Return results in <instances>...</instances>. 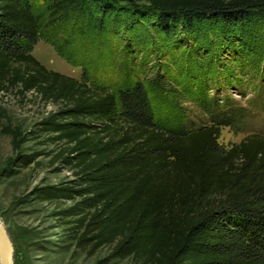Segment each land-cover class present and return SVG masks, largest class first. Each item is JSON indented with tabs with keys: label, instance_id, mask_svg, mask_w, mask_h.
<instances>
[{
	"label": "trees",
	"instance_id": "16d2710c",
	"mask_svg": "<svg viewBox=\"0 0 264 264\" xmlns=\"http://www.w3.org/2000/svg\"><path fill=\"white\" fill-rule=\"evenodd\" d=\"M63 6L88 10L103 27L149 26L171 46L196 42V51L217 61L229 53L242 64L256 54L255 43L264 46V0ZM39 34L30 0H0V92H32L56 108L41 131L69 146L60 160L75 170L77 187H46L39 195L80 199L70 211L87 212L77 221L80 243L108 246L113 259L133 264H264V134L248 132L228 147L218 141L223 128L245 133L252 113L228 95L201 103L202 118L177 107L157 111L139 81L116 91L90 87L32 56ZM4 132L19 149L18 132Z\"/></svg>",
	"mask_w": 264,
	"mask_h": 264
},
{
	"label": "rangeland",
	"instance_id": "374dc122",
	"mask_svg": "<svg viewBox=\"0 0 264 264\" xmlns=\"http://www.w3.org/2000/svg\"><path fill=\"white\" fill-rule=\"evenodd\" d=\"M61 1L30 0L40 32L31 54L47 70L106 91L139 81L157 111L177 107L192 117L203 118L204 101L228 95L247 108L253 120L245 133L221 129L219 143L228 147L248 132L264 134L263 106L248 104L264 103V46L255 43L256 54L242 64L229 53L217 61L196 51V42L171 46L146 25L103 27L88 10L59 7ZM0 108L5 113L0 121V222L12 264H133L131 259H113L108 246L91 250L80 243L83 230L77 221L87 212H70L79 198L49 200L39 195L46 187H77L75 170L60 160L69 146L41 131V122L56 108L32 92L22 96L15 90L0 92ZM5 129L24 139L19 149L14 150Z\"/></svg>",
	"mask_w": 264,
	"mask_h": 264
},
{
	"label": "water",
	"instance_id": "95a60500",
	"mask_svg": "<svg viewBox=\"0 0 264 264\" xmlns=\"http://www.w3.org/2000/svg\"><path fill=\"white\" fill-rule=\"evenodd\" d=\"M0 264H12L11 248L6 237L4 228L0 222Z\"/></svg>",
	"mask_w": 264,
	"mask_h": 264
},
{
	"label": "bare ground",
	"instance_id": "6f19581e",
	"mask_svg": "<svg viewBox=\"0 0 264 264\" xmlns=\"http://www.w3.org/2000/svg\"><path fill=\"white\" fill-rule=\"evenodd\" d=\"M0 241H1V235H0Z\"/></svg>",
	"mask_w": 264,
	"mask_h": 264
}]
</instances>
